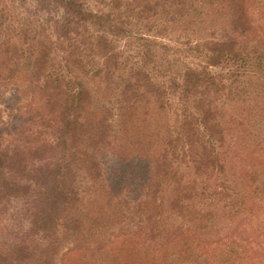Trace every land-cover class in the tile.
Segmentation results:
<instances>
[{
  "label": "rangeland",
  "instance_id": "374dc122",
  "mask_svg": "<svg viewBox=\"0 0 264 264\" xmlns=\"http://www.w3.org/2000/svg\"><path fill=\"white\" fill-rule=\"evenodd\" d=\"M83 2L91 11L109 15L114 21L102 18L95 28L78 27L71 30L77 36L70 34L84 46L72 48L73 55L86 53L83 59L94 66L103 61L90 34L96 38L106 35L117 48L121 69L104 74L100 84L97 80L92 83L94 89L99 86L102 97H109L107 110L92 109L83 117L74 113L75 119L72 110L64 107L63 99L78 83L74 75L84 78L87 74L83 71L85 62L77 60L73 67L70 63L71 73H67L62 51L55 48L50 63L46 61V72H32L28 58L20 51L8 56L0 45V63L6 66L0 72V155L19 153L23 156H13L7 162L14 168L20 167V158L24 163L23 173L13 172L16 180L21 177L19 197H10L0 206V264H12L7 259L16 256L23 260L21 264H188L195 258L183 245L197 248L206 232L213 241L234 237L238 242L253 237L249 228L256 227L252 216L256 210L264 212V59L263 64L250 61L248 68L237 64L242 67L241 76H227L233 68H209L216 77L226 75L222 76L223 89L216 96L223 141L216 149L225 168L222 178L231 181V191L236 193L234 203L246 201L245 208L220 209V202L212 204L211 198L197 196L174 202L178 196L160 189L153 195L158 180L154 163L162 147L164 122L154 106L145 101L132 109L131 104L125 107L124 124L111 108L120 78L129 76L127 72L133 68L146 71L153 81L172 91L173 81L187 68L203 65V47H215L212 42H227L228 49L235 42L246 52H264V0ZM0 10H10L53 42V31L65 12L54 0H0ZM194 50L197 53L192 54ZM55 70L64 76H54ZM37 72L44 77L36 76ZM67 116L68 121L85 127L77 130L71 142L78 157L69 158L62 166L65 174L58 184L44 173L46 169L55 170L57 163L55 166L50 159L53 164H41L32 150L39 139L55 140L68 122ZM169 126L173 132L172 121ZM189 138L192 136L187 141ZM190 140L200 155L204 144L197 137ZM145 166L147 173L142 172ZM43 177L64 195V203L53 205L55 215L46 203L36 206L30 200L31 193L39 191ZM202 178L205 180L207 174ZM162 198L164 205L160 208ZM204 210L209 213V228L200 230L204 217L199 211ZM152 230L157 231L154 234Z\"/></svg>",
  "mask_w": 264,
  "mask_h": 264
},
{
  "label": "trees",
  "instance_id": "16d2710c",
  "mask_svg": "<svg viewBox=\"0 0 264 264\" xmlns=\"http://www.w3.org/2000/svg\"><path fill=\"white\" fill-rule=\"evenodd\" d=\"M54 1L59 3L61 9L65 11L63 13L64 17L62 16L53 31L55 42L48 38L47 35L41 37L36 29L25 25L26 22L23 23L10 10L7 13L0 10V45L3 46L8 56L20 51L26 59L28 58L27 63L32 72L38 69L41 73L46 72V61L48 59L50 63L55 48L62 51L65 61L64 68L66 66L67 73H71L68 68L70 63H73V67L76 65L74 62L77 60L85 62L86 70L83 71H86L87 74H84V78H78L77 75H74V81L78 83L71 90L69 89L67 97L63 99L64 107L66 110H72L70 114L73 116L76 113V115L80 114L81 117L86 111L89 112L92 109L93 111H105L110 105L109 97H102V92L99 93L97 91L99 86L94 89L92 83L97 80L98 84H100L99 81L101 78L103 79L104 74L109 75L112 73L111 70L121 69L123 64L117 48L113 46L112 41L106 35L96 38L93 34H90L89 37L92 39L94 47L101 51L99 57L103 61L94 66V63L89 64L83 59L86 53L73 55V52H71L72 48L84 47L79 38L72 37V35L77 36V34L71 30L76 31L78 27L95 28L100 24L102 18H106L111 23H114V21L110 19L109 15L91 11L83 2L84 0ZM72 25L75 26L73 29L70 27ZM70 34H72L71 37ZM108 35L110 37L114 36L111 33H108ZM212 43L215 47H203L204 51L202 53H205L203 65L199 68H187L179 79L173 81L174 89L172 91L163 84L153 81L146 71L138 67L127 72L129 76L120 78V84L117 87L118 93L115 96L116 100H114L115 106L111 108V111L113 109L117 113L119 120L124 124L125 107L131 104L132 109L136 103L145 101L146 104L151 103L154 106V110L163 120V127L165 128L163 132L164 138L155 161L157 163H154L153 172L158 176V180L154 184L153 195L160 189L163 193L171 191L173 195L178 196L177 200H172L174 202L190 200L197 196L202 199L211 198L210 203L213 201L214 204L220 202V209H227L233 206L238 207V209L245 208L246 201L242 202L241 200L239 205L234 203L236 201V193L231 191V181L227 179V183L222 178L225 168L220 160V152L216 149V147L220 148L221 142H223L218 122L220 113L216 109V96L223 89L222 83H224L225 78L222 76L226 75L221 74L222 76L216 77L209 68H233L234 70L227 76H241L242 67L237 64L243 63L244 68H248L250 61L253 63V60L263 64L264 52L259 54L257 52H246L238 47L235 42H232L229 49L225 47L227 42ZM195 53L197 51L194 50L192 54ZM3 65V63H0V72L6 67ZM76 70L79 71L78 68ZM256 70L255 73L258 74L259 70ZM55 71L54 76H64L61 72ZM34 74L39 78L44 77L39 75L38 72ZM57 82L60 83L61 79L57 78ZM68 118L67 116V121ZM74 118L77 119V116ZM171 121L174 123L173 129L175 130L173 132L169 126ZM84 127L82 123L78 124L75 121H68L64 124L60 135L55 140L39 139L40 141L35 144L32 153L38 162L41 164L54 163L55 166L57 163L55 170H45L46 178H52L55 183L61 184L65 174L62 166L68 162L69 158L78 157L77 149L73 147L74 144H71V142L77 136V130L80 131ZM166 128L170 131L166 130ZM190 136L192 138L197 137L204 144L200 155H197L194 150L195 144L192 145L190 140L192 138L187 141ZM33 140H37V137ZM206 146L210 149H206ZM192 148L193 152L191 154ZM17 155L23 156L19 153L0 155V206L5 205L10 197H19L18 189L20 188L19 181H21V177L16 180L13 172H17L18 175L23 173L24 169L21 165L24 163H22L20 158V167L16 166L14 168L11 163L7 162L11 157H17ZM50 159L54 160V162H48ZM23 161L25 162L24 159ZM32 168L34 171H39V168L35 166H32ZM147 168L145 166V171L142 170V172L147 173ZM204 174H207L205 180L201 179ZM139 177L138 180H140ZM44 178L43 183L39 182V191L31 193L30 200L36 206H39L42 202L46 203L48 209L52 208V214L55 215L56 212L53 205L56 202L64 203V195L62 193L60 195L57 187L51 188L53 185L51 182L50 184L45 183ZM143 180L144 178H141V181ZM163 200L164 198H162L160 208L164 205ZM212 204L210 207H212ZM170 206L172 204H169ZM256 211L257 213L253 214V220H251L252 223H255L252 225L256 227L249 226L251 232L254 233L253 237L249 235L238 242L235 241L234 237L232 239L229 237L213 241L207 238L209 233L206 232V238L202 240V244L198 245L197 248L193 244L190 246H188V243L183 245L185 247L184 250L189 251L191 258H195V260H189L188 264H208V262L210 264H264V212ZM199 213L204 219L202 220L203 224H200L198 228L203 230L209 226L208 223L210 221L207 220L209 213L205 210L199 211ZM156 231L152 230L151 232L155 234ZM208 239L210 241H206ZM192 250H194V253ZM224 258L228 259L222 262L223 260L221 261V259ZM7 261L12 264L23 263V260H19L18 256L14 260L8 258Z\"/></svg>",
  "mask_w": 264,
  "mask_h": 264
}]
</instances>
